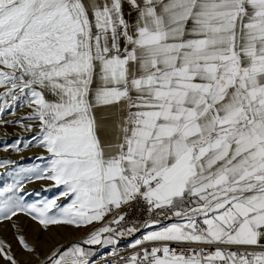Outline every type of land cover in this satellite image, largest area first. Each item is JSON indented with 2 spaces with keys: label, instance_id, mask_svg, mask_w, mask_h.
I'll list each match as a JSON object with an SVG mask.
<instances>
[{
  "label": "snow or ice",
  "instance_id": "1",
  "mask_svg": "<svg viewBox=\"0 0 264 264\" xmlns=\"http://www.w3.org/2000/svg\"><path fill=\"white\" fill-rule=\"evenodd\" d=\"M0 89V127L35 133L0 151L48 154L0 188L35 264H264V0H0ZM36 180L56 194L27 203ZM20 216L91 230L41 258Z\"/></svg>",
  "mask_w": 264,
  "mask_h": 264
},
{
  "label": "rangeland",
  "instance_id": "2",
  "mask_svg": "<svg viewBox=\"0 0 264 264\" xmlns=\"http://www.w3.org/2000/svg\"><path fill=\"white\" fill-rule=\"evenodd\" d=\"M0 91H3V89H0ZM27 111H28V109L26 107L18 108L16 115L17 116L23 115ZM13 118L14 117L7 115V114L3 117V119H13ZM5 132H7L8 135H7V137H4V138L7 139L9 142H11V140L15 139L17 136H23L25 138L30 139L31 136L35 134L34 132L33 133L24 132L19 127L13 126V125H7V126L0 127V137H3ZM8 152L9 153L7 154V153H4V151H0V158L11 159L12 161H16L18 163L16 166L10 165L7 168H0V188L6 187V186L12 184L14 182V179L16 178L14 175L6 174L8 171L15 172L16 168H18V167H32L34 165L43 166V165H45L46 160L38 159V157H47V155H48L44 149L39 148V147H30L28 149L22 150L21 152H13V151H8ZM7 156H9V157H7ZM11 156H17V157L13 159V158H11ZM26 184H32L33 185L30 187V189H25L26 190L25 201L27 203H32L38 199H44L46 197L52 198L56 194V189H52V191H49V192L45 191V188H48L52 184L51 181L36 180V181L31 182V183L26 182L25 185ZM36 193H39V196H37ZM10 194L11 193H9V195ZM17 194H19V193H17ZM22 217L26 219V216H22ZM20 218H21V216H20ZM20 218H19V220H20ZM26 220L29 221L30 219L27 217ZM29 222H33V221L30 220ZM0 224H2V223H0ZM8 226L10 227V232H9L10 237L15 239V237H16L15 229L12 228L11 225H8ZM37 226H39V225H37ZM79 230L84 232L85 235L81 238L76 239V240L64 243L65 244L64 246H68L71 242L81 240L82 238H84L86 236L87 232L89 231L86 229H79ZM24 235L25 236L27 235V232L25 230H24ZM26 238L28 240L27 236H26ZM36 238H39V240L41 239L39 236H35L33 239L37 240ZM29 241L30 240H28V242ZM16 242L17 241L15 239V243H14L15 245L14 244L12 245V251L15 254V256L17 257V260H19L21 262V264H27V262H29V261H32L33 264H35V257H30L27 253H25L20 248V246ZM29 243H31V242H29ZM17 246H19V247H17ZM95 246L96 245L91 246V247L94 248ZM85 247H89V246H85ZM39 252L41 253V251H39ZM41 257H42V253H41Z\"/></svg>",
  "mask_w": 264,
  "mask_h": 264
},
{
  "label": "bare ground",
  "instance_id": "3",
  "mask_svg": "<svg viewBox=\"0 0 264 264\" xmlns=\"http://www.w3.org/2000/svg\"><path fill=\"white\" fill-rule=\"evenodd\" d=\"M4 153L8 154L9 152H4ZM7 157H9V156H7ZM16 157L17 156H11V158H13V159ZM31 186H33V185L32 184H26L25 189H30ZM26 219H27V217H26ZM26 219L21 216L19 222L24 227V230L27 232L26 236L28 237V240H30L29 242H31V244H36L39 251H41V253H42L41 258H43V255L46 252H48L50 249H52L53 247L62 245V244L67 243L69 241L76 240V239L81 238L85 235L84 232H82L78 229L69 228V227H55V226H53L47 232H45V231L40 230L39 226H37L36 223L29 222L30 220L28 221ZM8 225H10L8 222L0 224V239L5 240L8 244H10L12 246L15 243V239L10 237V234H9L10 227ZM35 236H39L41 238L39 240V243H37V240L33 239ZM17 247H19V246H17ZM2 263H3V261H0V264H2Z\"/></svg>",
  "mask_w": 264,
  "mask_h": 264
},
{
  "label": "built area",
  "instance_id": "4",
  "mask_svg": "<svg viewBox=\"0 0 264 264\" xmlns=\"http://www.w3.org/2000/svg\"><path fill=\"white\" fill-rule=\"evenodd\" d=\"M128 218H129V220H132V219L143 220L146 217H145V215L141 214V209L134 208V209L129 210V217ZM143 231L144 230H142L140 233H137L135 238H139L143 234ZM132 239L133 238H122L120 240L118 248H119V251H120L121 255H124L126 252H130L131 251V249L127 248V245L132 242ZM173 246H175V245H173ZM109 251H111V247L110 246L107 247V248L99 247L96 250V256L94 257V259L97 262V264H99V261L101 260V258L108 259L109 264H111V258L107 256V253Z\"/></svg>",
  "mask_w": 264,
  "mask_h": 264
},
{
  "label": "trees",
  "instance_id": "5",
  "mask_svg": "<svg viewBox=\"0 0 264 264\" xmlns=\"http://www.w3.org/2000/svg\"><path fill=\"white\" fill-rule=\"evenodd\" d=\"M91 247V246H90ZM92 248V247H91ZM99 248V245H96L94 248H92L93 249V251H95L96 252V250Z\"/></svg>",
  "mask_w": 264,
  "mask_h": 264
},
{
  "label": "crops",
  "instance_id": "6",
  "mask_svg": "<svg viewBox=\"0 0 264 264\" xmlns=\"http://www.w3.org/2000/svg\"><path fill=\"white\" fill-rule=\"evenodd\" d=\"M101 113H98V115H100ZM93 227H99V225H94ZM86 230H91V229H86ZM101 247V246H99Z\"/></svg>",
  "mask_w": 264,
  "mask_h": 264
},
{
  "label": "water",
  "instance_id": "7",
  "mask_svg": "<svg viewBox=\"0 0 264 264\" xmlns=\"http://www.w3.org/2000/svg\"><path fill=\"white\" fill-rule=\"evenodd\" d=\"M63 245H65V244H63Z\"/></svg>",
  "mask_w": 264,
  "mask_h": 264
}]
</instances>
